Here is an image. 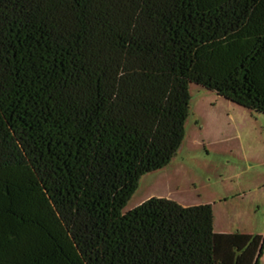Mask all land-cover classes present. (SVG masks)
Here are the masks:
<instances>
[{
	"label": "trees",
	"instance_id": "16d2710c",
	"mask_svg": "<svg viewBox=\"0 0 264 264\" xmlns=\"http://www.w3.org/2000/svg\"><path fill=\"white\" fill-rule=\"evenodd\" d=\"M192 83L264 115V0H0V264H258L211 204L122 212Z\"/></svg>",
	"mask_w": 264,
	"mask_h": 264
},
{
	"label": "rangeland",
	"instance_id": "374dc122",
	"mask_svg": "<svg viewBox=\"0 0 264 264\" xmlns=\"http://www.w3.org/2000/svg\"><path fill=\"white\" fill-rule=\"evenodd\" d=\"M189 94L176 155L139 178L122 212L151 197L211 204L215 232L264 235V115L197 84H190Z\"/></svg>",
	"mask_w": 264,
	"mask_h": 264
},
{
	"label": "crops",
	"instance_id": "0c3cea01",
	"mask_svg": "<svg viewBox=\"0 0 264 264\" xmlns=\"http://www.w3.org/2000/svg\"><path fill=\"white\" fill-rule=\"evenodd\" d=\"M144 201H145V200H144ZM141 203H142V202H141ZM137 204H138V203H137ZM138 205H139V204H138ZM135 206H136V205H135ZM135 206H134V207H135ZM218 233H219V232H218Z\"/></svg>",
	"mask_w": 264,
	"mask_h": 264
}]
</instances>
